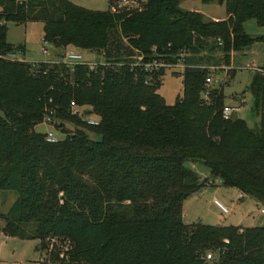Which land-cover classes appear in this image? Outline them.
<instances>
[{"label":"trees","instance_id":"16d2710c","mask_svg":"<svg viewBox=\"0 0 264 264\" xmlns=\"http://www.w3.org/2000/svg\"><path fill=\"white\" fill-rule=\"evenodd\" d=\"M113 1L91 11L68 0H0V191L16 195L1 233L37 240L38 264H264V226L182 220L183 202L211 179L264 204V77L255 73L248 87L256 129L222 118V89L202 97L204 60L219 51L228 67L249 48L244 24L264 28V0H201L224 6L219 21L181 10L182 0L112 13ZM29 23L42 24L53 49L94 52L109 65L12 60L25 48L7 42V26ZM182 52V94L168 106L157 93L165 70L139 65L175 64ZM71 103L99 124L72 115ZM54 106L55 128L76 129L48 144L35 127ZM187 162L204 165L209 179ZM209 251L218 258L207 260Z\"/></svg>","mask_w":264,"mask_h":264},{"label":"rangeland","instance_id":"374dc122","mask_svg":"<svg viewBox=\"0 0 264 264\" xmlns=\"http://www.w3.org/2000/svg\"><path fill=\"white\" fill-rule=\"evenodd\" d=\"M73 5L91 11H105L109 0H68ZM127 5L122 6V0H114L111 6L125 8H140L144 0H126ZM180 9L189 12H198L203 15L204 20L220 19L225 17L224 6L217 3L205 4L201 0H182ZM118 9V10H119ZM213 21V20H211ZM219 21V20H218ZM7 42L13 46L23 45L24 53H16L12 60L27 63H54L62 59L61 51L55 50L42 42L43 26L40 23H29L26 25L8 24ZM245 33L254 39V43L247 49L232 55L229 68L223 64L222 54L219 51L212 53L204 64L212 79L211 88L222 89L224 96V107L233 108L231 117L243 120L251 129L259 126L260 117L253 111L254 99L248 91L255 69H264V28L258 27L251 20L244 24ZM45 49V52L42 51ZM83 61L99 62L103 60L101 55L94 52L78 51ZM181 69H166L162 77V83L158 90L166 105L171 106L182 94ZM85 110L81 108L78 112L82 114ZM97 120L94 115L88 116ZM84 121V117L80 118ZM76 129L71 122H65L63 127H50L44 123L35 127V132L47 134L51 132L58 140H63L67 133ZM89 139L93 142L99 140V136L93 132H87ZM185 166L195 172L201 179H209V170L201 163H185ZM204 176V177H203ZM238 191L234 188L222 186L219 179H211L204 187L187 198L182 205L183 220L185 224L200 223L216 227H261L264 226V217L258 212L259 206L248 198L238 199ZM16 195L12 192L0 191V214H6ZM215 202L228 210L223 214ZM264 205V204H263ZM4 223L0 221V229ZM37 240H21L4 236L0 230V264H38L44 259V253L37 250ZM212 259H217V252L209 251Z\"/></svg>","mask_w":264,"mask_h":264},{"label":"built area","instance_id":"2783aa9c","mask_svg":"<svg viewBox=\"0 0 264 264\" xmlns=\"http://www.w3.org/2000/svg\"><path fill=\"white\" fill-rule=\"evenodd\" d=\"M127 1L126 0H122V6L124 5H127ZM119 9V7H116V6H112L110 8V11L112 13H115L117 12ZM44 44V43H43ZM46 45V44H44ZM42 51L45 52V49L42 48ZM92 53V52H91ZM97 54V53H96ZM99 55V54H98ZM10 57H13V56H10ZM186 57V53L185 52H182L180 54V58L178 60L177 63L175 64H166V63H163L161 61H158V60H153V61H150V62H146V63H141L139 66L140 68L144 71V72H153V71H156V70H159V69H181L183 71V69L185 68V65L183 63V59ZM101 58L103 59V57L101 56ZM139 61H141L142 59H138ZM61 62L62 64L68 66V67H73L75 65H85L87 66L91 71L93 70H96L97 67L99 66H108L109 64L108 63H105L104 60H101L99 62H94V61H83V58L81 56V54H79L78 51L76 50H71V51H67L64 53V55L62 56V59L59 61ZM120 66V64L118 65ZM255 71L264 77V70L262 69H255ZM211 84H212V79L211 77H207L206 80H205V89L203 90L202 92V97L205 99V100H208L209 97H210V94H211ZM51 101H49L50 103ZM56 107H52L50 108V110H48L43 118V123L50 126V127H54L55 128V123H54V116L56 114ZM70 111H71V114L72 115H77L78 117H84V122L89 125V126H97L99 124V121L98 120H92L90 118H88V116H90L91 114H88L86 116L80 114L78 112V109L77 107L74 105V103H71L70 104ZM233 111L234 109L233 108H229V107H224L222 109V118L224 120H228L231 118L232 114H233ZM45 141L48 143V144H55V143H58L60 140H58L51 132L45 134ZM245 197L244 194H242L241 192H239L238 194V199H243ZM215 206L223 213V214H227L228 213V210L226 208H224L222 205H220L219 203L215 202ZM259 208H258V212L261 216L264 217V205L263 204H258ZM206 259L207 260H211L212 259V256L211 254H208L206 256Z\"/></svg>","mask_w":264,"mask_h":264},{"label":"crops","instance_id":"0c3cea01","mask_svg":"<svg viewBox=\"0 0 264 264\" xmlns=\"http://www.w3.org/2000/svg\"><path fill=\"white\" fill-rule=\"evenodd\" d=\"M226 18V16L224 17V18H220V19H211V20H213V21H218V20H224ZM233 55V54H232ZM231 60H232V56H231ZM227 68H229V66L227 67ZM204 177V176H203ZM238 193H239V191H238ZM245 198H247V197H245ZM247 200H249V201H252V202H254L257 206H258V204L259 203H257V202H255L254 200H252V199H247ZM184 203V202H183ZM183 208V207H182ZM183 217H184V215H183V213H182V220H183ZM183 223H184V220H183Z\"/></svg>","mask_w":264,"mask_h":264}]
</instances>
